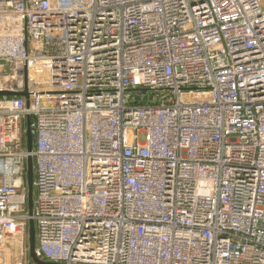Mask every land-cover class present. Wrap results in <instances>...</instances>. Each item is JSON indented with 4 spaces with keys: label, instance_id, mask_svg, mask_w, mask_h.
Segmentation results:
<instances>
[{
    "label": "built area",
    "instance_id": "obj_1",
    "mask_svg": "<svg viewBox=\"0 0 264 264\" xmlns=\"http://www.w3.org/2000/svg\"><path fill=\"white\" fill-rule=\"evenodd\" d=\"M25 88L0 97L12 264L29 220L53 264H264V0H0V92Z\"/></svg>",
    "mask_w": 264,
    "mask_h": 264
},
{
    "label": "water",
    "instance_id": "obj_2",
    "mask_svg": "<svg viewBox=\"0 0 264 264\" xmlns=\"http://www.w3.org/2000/svg\"><path fill=\"white\" fill-rule=\"evenodd\" d=\"M0 97H23L24 99H28V93L26 88L23 92H0ZM25 143L26 150L28 153H31L32 150V136L29 128V120L26 122V132H25ZM33 162L32 158L29 155L26 159V187H27V209L29 215L32 213L33 208ZM28 234V256L30 261L33 264H53L49 262H44L37 258L35 252L36 238H35V228L32 220L28 222L27 228Z\"/></svg>",
    "mask_w": 264,
    "mask_h": 264
},
{
    "label": "rangeland",
    "instance_id": "obj_3",
    "mask_svg": "<svg viewBox=\"0 0 264 264\" xmlns=\"http://www.w3.org/2000/svg\"><path fill=\"white\" fill-rule=\"evenodd\" d=\"M9 69H12V66H10ZM23 126L26 127V121H23ZM18 177H19V175L16 174V175L13 176V179H17ZM3 254H4V253H3ZM3 254H1L0 257H1ZM5 256H6V254L3 255V257H2V262H5V261L7 260V264H12L11 257H10V259H9L8 255H7L6 257H5Z\"/></svg>",
    "mask_w": 264,
    "mask_h": 264
}]
</instances>
